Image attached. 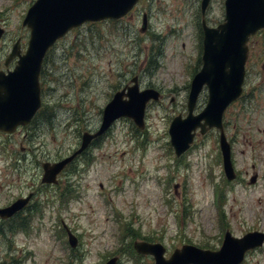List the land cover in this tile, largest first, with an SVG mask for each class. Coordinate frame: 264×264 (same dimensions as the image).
<instances>
[{"label":"rangeland","instance_id":"1","mask_svg":"<svg viewBox=\"0 0 264 264\" xmlns=\"http://www.w3.org/2000/svg\"><path fill=\"white\" fill-rule=\"evenodd\" d=\"M32 2L0 0V63L17 42L26 49L21 22ZM223 2L210 0L209 26L223 22ZM199 4L142 0L121 20L83 23L46 56L41 115L26 131L0 133V208L42 189L31 200L37 209L0 220V264H154L134 253L135 241L161 244L168 258L185 244L218 250L225 232H264V32L248 42L244 94L223 115L234 178H224L217 131L197 132L178 158L169 143L200 68ZM133 78L161 95L147 104L144 129L117 120L57 186H41L43 160L65 158L96 131L106 103ZM206 100L203 89L194 113ZM61 221L77 238L73 249ZM243 264H264V247Z\"/></svg>","mask_w":264,"mask_h":264},{"label":"water","instance_id":"2","mask_svg":"<svg viewBox=\"0 0 264 264\" xmlns=\"http://www.w3.org/2000/svg\"><path fill=\"white\" fill-rule=\"evenodd\" d=\"M138 0H36L30 7L22 25L31 30L25 55H19V45L12 48L8 60L19 57L13 72H0V132L12 134L19 126L27 125L40 107L38 75L47 49L70 29L86 22L119 19ZM210 0H202V56L201 69L193 76L187 98V116L173 118L168 129L170 145L176 157L184 154L193 142L196 129L204 135L210 129L219 131V147L224 175L234 178L231 149L224 134L222 117L226 108L238 98L242 90L244 66L247 59L246 43L251 35L264 29V0H225L224 23L216 28L206 26L203 19ZM144 30V29H143ZM4 31L0 28V38ZM134 85L116 92L103 109L101 124L96 132L84 133L81 145L71 156L57 163L42 164L41 183L56 184L57 175L93 139L101 137L119 118H130L138 129L144 128V111L147 102L157 101L159 93L152 89L139 91ZM206 86L208 99L205 108L197 115L193 110L197 98ZM127 91V92H126ZM124 97H127L125 100ZM254 183V179H251ZM31 195L18 199L9 207L0 209V218L8 219L22 210ZM68 242L75 247L76 239L67 230ZM264 233L250 232L241 238L225 235L219 250L210 251L183 245L170 257H164L165 248L159 244L135 242L138 254L151 256L154 264H240L247 251L262 246ZM112 260L108 264H114Z\"/></svg>","mask_w":264,"mask_h":264},{"label":"flooded vegetation","instance_id":"3","mask_svg":"<svg viewBox=\"0 0 264 264\" xmlns=\"http://www.w3.org/2000/svg\"><path fill=\"white\" fill-rule=\"evenodd\" d=\"M33 2H32V4L35 2V0H32ZM32 4H30L29 6H28V8H27V10H26V13H27V11H28V9H29V7L32 5ZM26 13H25V15H26ZM25 17V16H24ZM84 27V25H82V26H80V27H78V28H75V29H72V30H70L63 38H61L59 41H57L56 42V44L54 45L55 47L60 43V42H62V41H64L66 38H67V36L69 35V34H71V33H73L74 31H77V30H79V29H81V28H83ZM23 28H25V31H26V35H25V37H23V38H21L20 40H22V39H26V37L28 36L29 37V29L28 28H26V27H23ZM54 47V48H55ZM54 48H52V49H50V51L49 52H51ZM21 52L23 53V52H25V49H22L21 48ZM6 65L5 64H3V63H0V69H4V71H7L8 70V68L7 67H9V66H7V67H5ZM42 80H43V73L41 72L40 73V76H39V81H40V87H41V83H42ZM27 126L26 127H24V128H21L22 130H27ZM91 132V131H90ZM80 138V137H79ZM78 138V139H79ZM80 145V140H79V142H78V144H77V147ZM92 148V145H90L89 147H88V149L86 150V151H84L81 155H79L78 157H76L75 158V160H74V162H76L77 160H79V161H81V160H83V159H85L86 157H87V152H88V150L89 149H91ZM74 150H71V152H69V154L70 153H72ZM46 161L45 162H47V161H49V162H56V161H58V160H60V159H56V160H54V161H50V159H45ZM73 166V165H72ZM66 169H67V167L64 169V171L58 176V177H60L65 171H66ZM41 186H48V185H41ZM26 194H28V193H26ZM25 194V195H26ZM34 194V193H33ZM22 196V195H21ZM21 196H19V197H21Z\"/></svg>","mask_w":264,"mask_h":264},{"label":"trees","instance_id":"4","mask_svg":"<svg viewBox=\"0 0 264 264\" xmlns=\"http://www.w3.org/2000/svg\"><path fill=\"white\" fill-rule=\"evenodd\" d=\"M36 193H38V189L36 190ZM33 205V204H32ZM29 206L28 208L30 209V211H28V212H31V211H34L35 209H37V206H36V204H35V206ZM19 215V214H18ZM18 215H16L15 217H17ZM14 217V218H15ZM14 218H12V219H10L8 222H11V221H13V219ZM14 227V226H13ZM15 228V227H14ZM18 228V227H17ZM20 228L23 230V229H25L26 227H24L23 225L22 226H20ZM7 231L8 232H12V231H14V229L12 228V227H8L7 228ZM3 232H0V234H2Z\"/></svg>","mask_w":264,"mask_h":264}]
</instances>
